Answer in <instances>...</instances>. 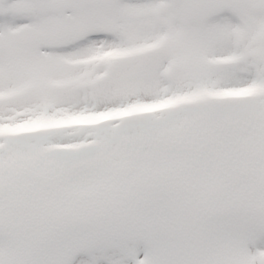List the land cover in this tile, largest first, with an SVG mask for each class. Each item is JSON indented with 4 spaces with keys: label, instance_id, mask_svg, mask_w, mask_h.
<instances>
[{
    "label": "snow or ice",
    "instance_id": "1",
    "mask_svg": "<svg viewBox=\"0 0 264 264\" xmlns=\"http://www.w3.org/2000/svg\"><path fill=\"white\" fill-rule=\"evenodd\" d=\"M0 264H264V0H0Z\"/></svg>",
    "mask_w": 264,
    "mask_h": 264
}]
</instances>
